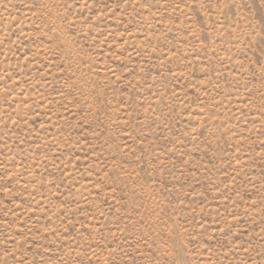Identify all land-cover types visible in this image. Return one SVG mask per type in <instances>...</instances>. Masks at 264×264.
<instances>
[{
    "label": "rangeland",
    "instance_id": "374dc122",
    "mask_svg": "<svg viewBox=\"0 0 264 264\" xmlns=\"http://www.w3.org/2000/svg\"><path fill=\"white\" fill-rule=\"evenodd\" d=\"M0 264H264V0H0Z\"/></svg>",
    "mask_w": 264,
    "mask_h": 264
}]
</instances>
